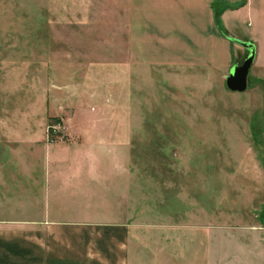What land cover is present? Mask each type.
Here are the masks:
<instances>
[{"label":"rangeland","instance_id":"obj_1","mask_svg":"<svg viewBox=\"0 0 264 264\" xmlns=\"http://www.w3.org/2000/svg\"><path fill=\"white\" fill-rule=\"evenodd\" d=\"M186 1L0 0V143L118 142L123 205L182 239L177 264H264V0L256 25ZM229 36L257 46L242 92Z\"/></svg>","mask_w":264,"mask_h":264},{"label":"crops","instance_id":"obj_2","mask_svg":"<svg viewBox=\"0 0 264 264\" xmlns=\"http://www.w3.org/2000/svg\"><path fill=\"white\" fill-rule=\"evenodd\" d=\"M147 3L167 6L165 14L173 15L187 5L186 0ZM235 3L189 1L198 21L215 25L216 13L220 21L239 17L241 10L256 25L257 3L243 0L232 9ZM117 145L0 143V264H177L182 239L167 237L166 223L138 219V211L123 205L133 171L127 157L113 156ZM213 244L211 239L208 256Z\"/></svg>","mask_w":264,"mask_h":264},{"label":"water","instance_id":"obj_3","mask_svg":"<svg viewBox=\"0 0 264 264\" xmlns=\"http://www.w3.org/2000/svg\"><path fill=\"white\" fill-rule=\"evenodd\" d=\"M240 45L249 50V55L242 64H235L231 67L230 73L227 76V87L232 91H245L248 86V76L253 63L257 57V46L252 41L241 40L229 36Z\"/></svg>","mask_w":264,"mask_h":264},{"label":"trees","instance_id":"obj_4","mask_svg":"<svg viewBox=\"0 0 264 264\" xmlns=\"http://www.w3.org/2000/svg\"><path fill=\"white\" fill-rule=\"evenodd\" d=\"M219 22V21H218Z\"/></svg>","mask_w":264,"mask_h":264}]
</instances>
